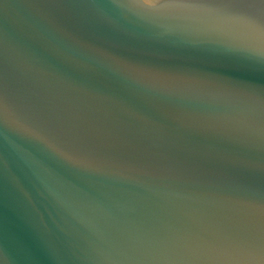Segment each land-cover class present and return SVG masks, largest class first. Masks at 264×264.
I'll return each mask as SVG.
<instances>
[{"label":"water","instance_id":"obj_1","mask_svg":"<svg viewBox=\"0 0 264 264\" xmlns=\"http://www.w3.org/2000/svg\"><path fill=\"white\" fill-rule=\"evenodd\" d=\"M0 264H264V15L0 0Z\"/></svg>","mask_w":264,"mask_h":264},{"label":"snow or ice","instance_id":"obj_2","mask_svg":"<svg viewBox=\"0 0 264 264\" xmlns=\"http://www.w3.org/2000/svg\"><path fill=\"white\" fill-rule=\"evenodd\" d=\"M246 6L258 10L264 15V0H244Z\"/></svg>","mask_w":264,"mask_h":264}]
</instances>
